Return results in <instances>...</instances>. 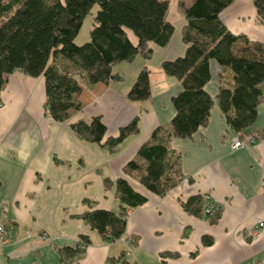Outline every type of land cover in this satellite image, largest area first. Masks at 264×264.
Masks as SVG:
<instances>
[{
	"label": "crops",
	"instance_id": "obj_1",
	"mask_svg": "<svg viewBox=\"0 0 264 264\" xmlns=\"http://www.w3.org/2000/svg\"><path fill=\"white\" fill-rule=\"evenodd\" d=\"M220 16L233 35L264 45V21L253 0H232ZM170 22L174 31L169 43L152 44L149 59L138 55V68L148 70L147 100L126 98L131 80L114 66L120 80L89 87L83 79L82 110L57 122L45 107L43 76H26L20 70L8 75L0 90V224L12 227V237L0 245V264H121L110 261L118 257L127 264H264V227L254 234L264 221V93L256 121L243 131L254 142L231 148L236 130L227 125L216 102L219 87L231 80L228 69L211 63L204 90L214 106L207 124L189 137L170 139L182 173L174 188L158 196L123 172L154 129L168 127L175 113L172 98L181 85L164 74L161 64L185 53V19L180 14ZM67 64L62 61L60 66L78 76L79 70ZM96 116L106 127L104 140L117 137L119 128L134 117L138 132L107 150L72 129L75 121ZM121 178L146 202L128 211L123 240L107 243L79 215L93 209L119 211L121 204L104 181ZM199 195L204 209L213 205L219 212L213 215L211 208L200 216L188 214L183 204ZM80 236L89 239L85 252L61 262L60 250L75 246Z\"/></svg>",
	"mask_w": 264,
	"mask_h": 264
},
{
	"label": "trees",
	"instance_id": "obj_2",
	"mask_svg": "<svg viewBox=\"0 0 264 264\" xmlns=\"http://www.w3.org/2000/svg\"><path fill=\"white\" fill-rule=\"evenodd\" d=\"M231 2L177 3L185 19L181 28L185 53L161 64L164 74L174 76L181 85L172 98L175 113L168 127L154 129L123 169L140 186L158 196L165 195L182 180L179 155L170 150V139L189 137L207 124L214 100L204 88L211 79L212 62L231 74L230 82L219 87L216 98L227 125L236 131H247L256 121V110L264 93V45L243 35H233L224 26L220 13ZM95 4L99 9L90 38L76 45L74 40L82 22ZM253 4L263 22L264 0H253ZM167 12V0H0V90L8 75L16 70L30 77L43 76L47 113L53 120L63 122L83 108L79 100L83 79L89 87L120 80L121 76L112 72L117 63L131 62L138 55L149 59L152 44L169 43L174 30ZM126 29L135 34L136 44ZM62 61L70 68H77L78 76L60 66ZM137 75L126 98L147 100L150 86L146 66ZM138 122L137 117L132 118L129 124L119 128L117 137L105 140L106 127L99 116L77 120L72 129L84 140L113 150L130 134L138 132ZM104 186L114 190L120 210L93 209L79 217L102 235L104 241L112 243L125 234L127 212L143 205L146 197L136 192L125 178L105 180ZM204 202L202 196H192L183 207L188 214L200 216ZM211 208L213 215L219 212L213 205ZM75 244L60 250L61 262L82 256L90 243L87 236H80ZM113 260L127 264L120 257L110 261Z\"/></svg>",
	"mask_w": 264,
	"mask_h": 264
},
{
	"label": "rangeland",
	"instance_id": "obj_3",
	"mask_svg": "<svg viewBox=\"0 0 264 264\" xmlns=\"http://www.w3.org/2000/svg\"><path fill=\"white\" fill-rule=\"evenodd\" d=\"M168 1V12H167V19L170 21H175L178 17H180V12L177 7V3L183 2V4L188 5L190 0H167ZM99 9L98 5L95 4L91 7L90 13L85 17L83 20V24L81 26V29L77 35V37L74 40V43L76 45H82V43L87 42L90 38V30L92 29L94 25V17L97 13V10ZM182 16V15H181ZM126 32L128 33V36L130 40L134 43H136V36L135 34L130 31L129 29H126ZM140 57H138L136 60L132 62H121L117 63L116 67H114V71H118L126 81L131 80V84L135 81L136 77L138 76V72L141 68H138L140 66L139 64ZM135 68V71H134ZM135 73L136 75L132 76V74ZM136 76V77H135ZM128 214V212H127ZM123 237H121L119 240H122Z\"/></svg>",
	"mask_w": 264,
	"mask_h": 264
},
{
	"label": "built area",
	"instance_id": "obj_4",
	"mask_svg": "<svg viewBox=\"0 0 264 264\" xmlns=\"http://www.w3.org/2000/svg\"><path fill=\"white\" fill-rule=\"evenodd\" d=\"M233 143L231 145V148L236 149V148H241L244 146H249V144H252V142H254V138L251 136H246L244 135L243 131H236L235 136L233 137ZM245 138V139H243ZM211 207L212 205L206 207L204 209L205 213H209L211 212ZM264 227V221H259L258 222V227H256L254 234H257L261 228ZM12 227H7L5 225H3L2 223L0 224V245H2L3 243H7L11 240L12 237ZM123 240V239H122Z\"/></svg>",
	"mask_w": 264,
	"mask_h": 264
}]
</instances>
